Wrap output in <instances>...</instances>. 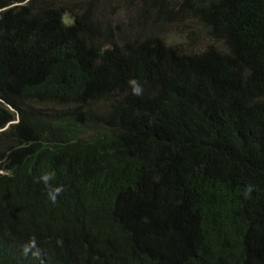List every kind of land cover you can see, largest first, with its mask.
Here are the masks:
<instances>
[{"label": "trees", "instance_id": "trees-1", "mask_svg": "<svg viewBox=\"0 0 264 264\" xmlns=\"http://www.w3.org/2000/svg\"><path fill=\"white\" fill-rule=\"evenodd\" d=\"M104 1L0 0V264H264V0Z\"/></svg>", "mask_w": 264, "mask_h": 264}, {"label": "rangeland", "instance_id": "rangeland-1", "mask_svg": "<svg viewBox=\"0 0 264 264\" xmlns=\"http://www.w3.org/2000/svg\"><path fill=\"white\" fill-rule=\"evenodd\" d=\"M124 6V0H113L109 2H103V8L105 9L106 7L108 12L112 9H114L115 12L118 11L117 14L111 16V19L114 21V25L122 22L123 25L127 23V21H125L127 20V13L126 8H124ZM101 17L104 19L108 18L105 12L101 14ZM191 32L197 34L195 44H190L189 42L188 35ZM162 37L168 45L181 46L186 48L187 50L193 51L203 50L210 44H212V41L208 40L205 37V34L201 30V28L196 23L189 21L167 27L162 32Z\"/></svg>", "mask_w": 264, "mask_h": 264}]
</instances>
